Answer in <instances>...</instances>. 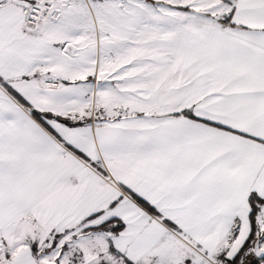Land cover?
Here are the masks:
<instances>
[{
	"label": "snow or ice",
	"instance_id": "1",
	"mask_svg": "<svg viewBox=\"0 0 264 264\" xmlns=\"http://www.w3.org/2000/svg\"><path fill=\"white\" fill-rule=\"evenodd\" d=\"M0 264H264V0H0Z\"/></svg>",
	"mask_w": 264,
	"mask_h": 264
}]
</instances>
